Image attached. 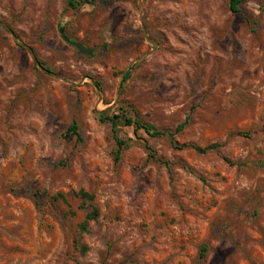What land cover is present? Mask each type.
<instances>
[{
  "label": "rangeland",
  "instance_id": "374dc122",
  "mask_svg": "<svg viewBox=\"0 0 264 264\" xmlns=\"http://www.w3.org/2000/svg\"><path fill=\"white\" fill-rule=\"evenodd\" d=\"M0 264H264V0H0Z\"/></svg>",
  "mask_w": 264,
  "mask_h": 264
},
{
  "label": "trees",
  "instance_id": "16d2710c",
  "mask_svg": "<svg viewBox=\"0 0 264 264\" xmlns=\"http://www.w3.org/2000/svg\"><path fill=\"white\" fill-rule=\"evenodd\" d=\"M96 2V0H67V8L68 9H76L78 6L84 4V5H92ZM246 0H226L227 8L230 11L231 14H238L241 12V7L245 4ZM62 28V27H60ZM130 78V72H127L123 75V80L127 81ZM98 119L102 123H108L111 125V130L114 135L116 148L114 151V161L117 163L121 159V155L125 149L129 147V142L132 140H123L117 136L118 130L120 127H132L134 132L137 133L139 131L143 132L150 138H160V137H167L169 138L170 142L174 145V147L178 150L182 149H192L195 153L200 155H205L209 151H213L214 149L218 148V144H212L205 148H200L194 145H176L174 140V134L179 133L184 129V124L179 125L174 132L170 131H161L156 129L154 126L144 123L140 118L138 117H132L128 114L126 110H122L120 114H114L109 115L108 113L103 114L100 113L97 115ZM66 137H76L77 140H80L79 131H78V125L75 121H73L67 131H66ZM148 150H151L149 146H147ZM153 158V156L151 155ZM224 161L228 163L229 165H233L232 162H230L227 158H224ZM76 198H78L81 201V204L79 205V209L86 212V216L84 221L78 226L80 233H87L89 223L92 221L97 220L99 211L97 208L93 205H88L87 203H93L94 197L93 195L85 192V191H78L73 194ZM55 201H65V197L63 194H58L52 198ZM86 249L85 246H81V252H84ZM205 251V250H203ZM200 257H203L201 255Z\"/></svg>",
  "mask_w": 264,
  "mask_h": 264
},
{
  "label": "water",
  "instance_id": "95a60500",
  "mask_svg": "<svg viewBox=\"0 0 264 264\" xmlns=\"http://www.w3.org/2000/svg\"><path fill=\"white\" fill-rule=\"evenodd\" d=\"M59 34L61 35V38L63 39V41L74 47L79 53H83V54H86V55H89L91 54V50L89 48H86L83 44L77 42V41H74V40H71L69 39L65 34H64V30L63 29H59ZM13 38H16L14 34H12ZM153 46H155V44L152 42V41H149ZM25 49H27L31 54H33L32 50L28 47H25L23 46ZM33 56V55H32ZM144 59V58H143ZM36 64L40 67L39 63L36 62ZM40 69L44 70L43 68L40 67ZM117 103V101H115L114 105Z\"/></svg>",
  "mask_w": 264,
  "mask_h": 264
}]
</instances>
